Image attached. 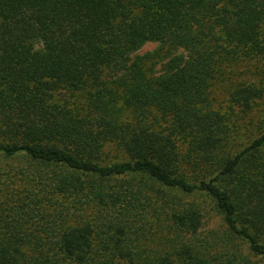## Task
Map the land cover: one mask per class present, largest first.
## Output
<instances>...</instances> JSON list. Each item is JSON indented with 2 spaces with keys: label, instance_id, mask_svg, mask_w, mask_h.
<instances>
[{
  "label": "trees",
  "instance_id": "trees-1",
  "mask_svg": "<svg viewBox=\"0 0 264 264\" xmlns=\"http://www.w3.org/2000/svg\"><path fill=\"white\" fill-rule=\"evenodd\" d=\"M263 103L264 0H0V264H264Z\"/></svg>",
  "mask_w": 264,
  "mask_h": 264
},
{
  "label": "rangeland",
  "instance_id": "rangeland-1",
  "mask_svg": "<svg viewBox=\"0 0 264 264\" xmlns=\"http://www.w3.org/2000/svg\"><path fill=\"white\" fill-rule=\"evenodd\" d=\"M175 51V50H174ZM183 51L182 48L178 50ZM145 53H153L152 59L150 60L151 69L156 70V72H159L162 69V64L166 58L170 55L169 52H167L166 49L162 48V44L157 41H151L148 40L143 44V46L138 49L135 54H145ZM225 87H219L217 90V95L219 98H225L227 97V93L224 92ZM264 116V103L261 104L259 107L256 108L253 112L247 114L246 120L252 121V128L249 129V132L251 133H257L259 129V122L263 119ZM245 120V121H246ZM246 137V136H245ZM244 137V138H245ZM202 199V198H200ZM203 205L205 206L206 211V218H205V225H204V232L211 231V230H217L223 228V220L220 214L216 212L215 209L212 208L210 205V202L208 200L203 201Z\"/></svg>",
  "mask_w": 264,
  "mask_h": 264
}]
</instances>
